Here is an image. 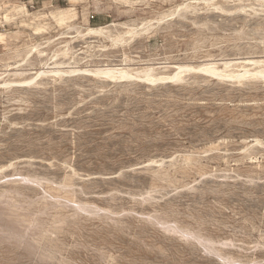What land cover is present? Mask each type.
I'll list each match as a JSON object with an SVG mask.
<instances>
[{"label":"rangeland","instance_id":"1","mask_svg":"<svg viewBox=\"0 0 264 264\" xmlns=\"http://www.w3.org/2000/svg\"><path fill=\"white\" fill-rule=\"evenodd\" d=\"M205 64L264 71V0H0V264H264V79Z\"/></svg>","mask_w":264,"mask_h":264},{"label":"bare ground","instance_id":"2","mask_svg":"<svg viewBox=\"0 0 264 264\" xmlns=\"http://www.w3.org/2000/svg\"><path fill=\"white\" fill-rule=\"evenodd\" d=\"M71 14V15H70ZM36 15V14H35ZM73 15V16H72ZM24 16V15H23ZM48 16L51 17V19H53L55 22H57L58 24H66L68 23L72 18H75V14H74V10L72 9H60L59 13H50ZM38 18V17H37ZM118 26H123L125 28L128 29V34H132L133 30L126 24H116L115 22L110 23L108 25H104L102 26H98L96 28H91L88 27L84 30V32L78 33L79 36L83 37L84 39H88L87 43H92L93 40L99 39V38H106L116 42L121 40L122 38L120 37V34H118L117 36H115L114 38H112L111 36V30L114 29L115 27ZM121 38V39H120ZM102 44V43H101ZM120 44V43H119ZM41 54V53H39ZM42 55V54H41ZM257 62V61H256ZM256 62H251L254 64L259 63L260 61ZM208 64V63H207ZM229 63H224V69L228 68ZM230 64H232L230 62ZM229 64V65H230ZM247 64V62H246ZM68 67V66H67ZM243 71L240 72H236V73H227L224 70H219L214 68L213 66L210 67L208 65L205 64V66H201L200 68L197 69V71H200L202 73H205L206 75H210L212 77H215L216 79H234L236 81L242 80V79H246L249 77H260L262 79H264V71L259 69L256 71H249L246 70L244 67ZM190 68L187 67H178L177 72L173 73V75L171 77H167V78H158L156 79L155 77L152 76L151 71H146L148 69H145L144 72H132L126 68H118V67H101V66H92V67H85V68H79V67H68V68H63V66H61V64H57V65H53L49 70H36L34 77L30 78L28 81L25 82H21L19 83L20 86H28L31 84H34V82L39 79L41 76H45L46 74L51 75V76H55V77H61V76H77V75H85L88 77H93V78H97V79H103L105 81H108L110 83H116V82H126L129 80H135V81H145L148 83H153L155 81H179L181 80V75H183L184 73H186ZM143 71V70H140ZM196 71V72H197ZM24 74L22 71H17L14 72L13 75L15 74ZM9 74H5V73H0V78H5L6 76H8ZM18 83V82H17ZM22 84V85H21ZM12 86H16L14 85V83H4L2 85H0L1 88L3 87H12ZM19 86V85H18Z\"/></svg>","mask_w":264,"mask_h":264},{"label":"trees","instance_id":"3","mask_svg":"<svg viewBox=\"0 0 264 264\" xmlns=\"http://www.w3.org/2000/svg\"><path fill=\"white\" fill-rule=\"evenodd\" d=\"M95 19L94 17L91 18V20Z\"/></svg>","mask_w":264,"mask_h":264}]
</instances>
